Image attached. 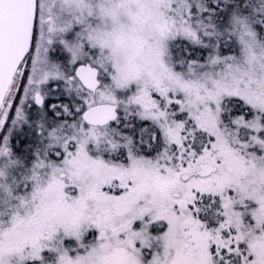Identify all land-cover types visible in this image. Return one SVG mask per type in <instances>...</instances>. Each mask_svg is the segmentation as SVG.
I'll return each mask as SVG.
<instances>
[{"label":"snow or ice","instance_id":"1","mask_svg":"<svg viewBox=\"0 0 264 264\" xmlns=\"http://www.w3.org/2000/svg\"><path fill=\"white\" fill-rule=\"evenodd\" d=\"M0 264H264V0H0Z\"/></svg>","mask_w":264,"mask_h":264}]
</instances>
